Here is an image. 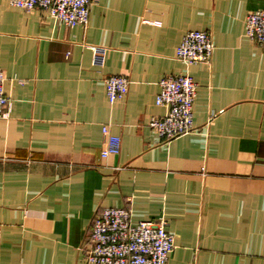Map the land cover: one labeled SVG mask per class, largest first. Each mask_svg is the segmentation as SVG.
Listing matches in <instances>:
<instances>
[{
	"label": "crops",
	"instance_id": "obj_1",
	"mask_svg": "<svg viewBox=\"0 0 264 264\" xmlns=\"http://www.w3.org/2000/svg\"><path fill=\"white\" fill-rule=\"evenodd\" d=\"M264 0H97L86 25L0 0V264H84L96 211L166 223V264H264V54L245 37ZM207 30L209 64L185 66V33ZM91 48L105 50L94 61ZM197 84L194 131L169 142L148 123L159 81ZM129 81L108 103L105 79ZM120 140L102 158V128Z\"/></svg>",
	"mask_w": 264,
	"mask_h": 264
},
{
	"label": "built area",
	"instance_id": "obj_2",
	"mask_svg": "<svg viewBox=\"0 0 264 264\" xmlns=\"http://www.w3.org/2000/svg\"><path fill=\"white\" fill-rule=\"evenodd\" d=\"M23 11L39 9L57 23L74 27L86 25L90 8L97 0H6ZM244 35L255 42L264 54V9L248 13ZM94 61H101L105 50L91 48ZM214 51L212 35L207 30L185 33L176 48L175 58L185 66L209 64ZM5 77L0 70V119L7 117L11 101L4 91ZM129 81L123 77L105 79L108 103L118 102L127 94ZM155 105L165 108L161 117H152L150 131L165 142L194 131L193 103L198 84L188 75L168 76L159 83ZM104 148L100 155L107 158L119 152L120 140L102 128ZM87 251L84 264H166L174 249V237L164 221L131 222L130 211L105 208L96 211L85 239Z\"/></svg>",
	"mask_w": 264,
	"mask_h": 264
}]
</instances>
